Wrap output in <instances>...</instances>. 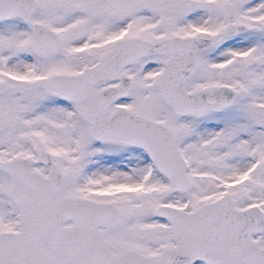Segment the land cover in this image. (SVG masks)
I'll use <instances>...</instances> for the list:
<instances>
[{
    "label": "snow or ice",
    "instance_id": "1",
    "mask_svg": "<svg viewBox=\"0 0 264 264\" xmlns=\"http://www.w3.org/2000/svg\"><path fill=\"white\" fill-rule=\"evenodd\" d=\"M0 264H264V0H0Z\"/></svg>",
    "mask_w": 264,
    "mask_h": 264
}]
</instances>
